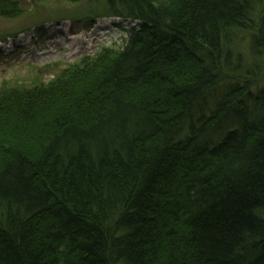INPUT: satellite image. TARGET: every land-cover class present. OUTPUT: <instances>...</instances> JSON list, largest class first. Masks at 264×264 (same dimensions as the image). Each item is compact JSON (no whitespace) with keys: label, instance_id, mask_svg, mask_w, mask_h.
<instances>
[{"label":"trees","instance_id":"16d2710c","mask_svg":"<svg viewBox=\"0 0 264 264\" xmlns=\"http://www.w3.org/2000/svg\"><path fill=\"white\" fill-rule=\"evenodd\" d=\"M31 1L131 24L0 88V264H264V0Z\"/></svg>","mask_w":264,"mask_h":264},{"label":"rangeland","instance_id":"374dc122","mask_svg":"<svg viewBox=\"0 0 264 264\" xmlns=\"http://www.w3.org/2000/svg\"><path fill=\"white\" fill-rule=\"evenodd\" d=\"M54 4L39 5L23 0V9L30 15L14 21L0 20L1 34L6 30L9 33L31 28L28 33L0 42V88L3 83L25 86L26 89H33L35 84L46 85L58 71L79 59L85 58L89 62L104 49L117 50L127 37L116 27L125 30L131 23L119 20L97 21L87 30L69 21L49 22L66 8ZM41 22L44 24L39 30L35 26Z\"/></svg>","mask_w":264,"mask_h":264}]
</instances>
